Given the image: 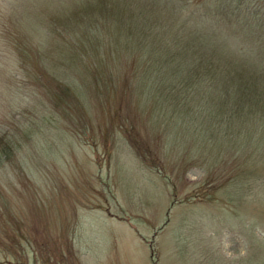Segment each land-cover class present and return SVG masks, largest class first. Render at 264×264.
Listing matches in <instances>:
<instances>
[{
  "label": "rangeland",
  "instance_id": "1",
  "mask_svg": "<svg viewBox=\"0 0 264 264\" xmlns=\"http://www.w3.org/2000/svg\"><path fill=\"white\" fill-rule=\"evenodd\" d=\"M97 204L264 264V0H0V264Z\"/></svg>",
  "mask_w": 264,
  "mask_h": 264
},
{
  "label": "crops",
  "instance_id": "2",
  "mask_svg": "<svg viewBox=\"0 0 264 264\" xmlns=\"http://www.w3.org/2000/svg\"><path fill=\"white\" fill-rule=\"evenodd\" d=\"M145 208L127 214L105 204L79 209L83 218L69 230L72 257L78 264H219L213 253L200 252L193 245L204 238H168L163 233L169 219L146 218ZM158 209L166 216L165 205ZM223 245L222 259L236 257L238 252L231 251L229 243Z\"/></svg>",
  "mask_w": 264,
  "mask_h": 264
},
{
  "label": "trees",
  "instance_id": "3",
  "mask_svg": "<svg viewBox=\"0 0 264 264\" xmlns=\"http://www.w3.org/2000/svg\"><path fill=\"white\" fill-rule=\"evenodd\" d=\"M199 60H200V59H199ZM166 81L169 82V83H171V80H166ZM158 83H160V82H158L157 78H154L153 82L151 83L152 88H154V92H155V94H159V93L161 92V89H160ZM154 92H153V93H154ZM222 94H223V93H222ZM246 94H247V93H246ZM152 256H153V253H152Z\"/></svg>",
  "mask_w": 264,
  "mask_h": 264
}]
</instances>
